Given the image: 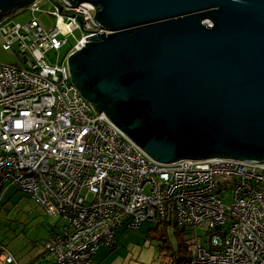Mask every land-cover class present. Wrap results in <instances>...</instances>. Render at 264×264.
Instances as JSON below:
<instances>
[{"label": "built area", "instance_id": "obj_1", "mask_svg": "<svg viewBox=\"0 0 264 264\" xmlns=\"http://www.w3.org/2000/svg\"><path fill=\"white\" fill-rule=\"evenodd\" d=\"M57 1L60 11H42L55 19L48 25L36 16L0 20L2 48L14 46L21 59L0 63V195L15 185L46 214L61 216L59 234L44 244L51 264H92L120 226L169 218L196 231L185 264H264V161L150 158L97 115L68 74L69 53L101 31L90 20L94 6ZM38 2L26 9L40 10ZM76 28L82 35L70 50L47 62ZM0 259L15 264L8 251Z\"/></svg>", "mask_w": 264, "mask_h": 264}, {"label": "water", "instance_id": "obj_2", "mask_svg": "<svg viewBox=\"0 0 264 264\" xmlns=\"http://www.w3.org/2000/svg\"><path fill=\"white\" fill-rule=\"evenodd\" d=\"M34 1L0 0V20ZM63 2L101 28L69 53L71 81L150 158L264 161V0Z\"/></svg>", "mask_w": 264, "mask_h": 264}, {"label": "rangeland", "instance_id": "obj_3", "mask_svg": "<svg viewBox=\"0 0 264 264\" xmlns=\"http://www.w3.org/2000/svg\"><path fill=\"white\" fill-rule=\"evenodd\" d=\"M38 6L40 10L31 13L30 9L18 12L9 19L10 23L24 24L32 17L36 16L40 21L48 25L50 20L55 21L54 17H48L44 10L52 8L49 0H39ZM69 42H75L81 37L82 31L78 28L72 32H67ZM3 35L0 31V63H16L21 64V59L17 55V50L13 46L10 49H3L1 44ZM60 50L57 58L55 53H51L46 59L49 63L59 61L62 56ZM224 193L222 194L224 200ZM231 192L228 191L225 198L229 197ZM0 241L5 243L7 249L13 254L26 256L29 252V246L32 241H39L42 233L50 229L59 233V226L64 223L59 214L49 216L45 213L44 208L30 194L21 191L17 186L11 185L7 187L0 197ZM224 202H227L225 199ZM184 231L183 242L196 235V231L190 227H182ZM123 226L117 228L115 239L118 240V249L120 256L114 257V261H124V264H164L159 255L158 246L161 241L157 238L162 232H165L167 244L171 250H176L178 237L174 234L173 227L158 226L155 229V223L151 221L143 222L139 228L127 230ZM201 238L204 236V231L198 230ZM41 241V240H40ZM167 250V249H166ZM109 252L107 246H101L96 251L94 258L101 260ZM117 252V251H116ZM191 255L192 253L189 252Z\"/></svg>", "mask_w": 264, "mask_h": 264}, {"label": "trees", "instance_id": "obj_4", "mask_svg": "<svg viewBox=\"0 0 264 264\" xmlns=\"http://www.w3.org/2000/svg\"><path fill=\"white\" fill-rule=\"evenodd\" d=\"M52 8H53V5H52ZM51 9H48V10H51ZM25 10H27V9L26 8L21 9L19 11L14 12L13 14L5 16V17H7V19L8 18L10 19L11 17H13L18 12L25 11ZM73 44H74V42H69V43L63 44L60 47V50H63L62 54L65 55L70 50V48L72 47ZM14 64H16V63H14ZM17 65H19V64H17ZM9 186H11V185H9ZM1 195H0V197H1ZM159 225L162 226L163 229H166V227H173L174 228V234L179 239L176 250H171L169 244H167L168 241H167L165 232H162L159 235H157V238L161 241V243L158 246L159 247L158 250H159V255L161 257V261L164 264H185L186 261L190 258V254H189V250L187 249V244L183 242V236H184L183 229H181L180 226H178L177 223L175 222V220H173L172 218L164 219V220L159 221L158 223H155V229L156 230H158V226ZM58 234H59L58 232L50 229L48 231L47 237L42 242V251L45 254L50 255V258H51V261H50L49 264L52 263V255L50 254V252L48 250H46L44 248V244L48 240L54 238ZM205 236H206V234H204L203 239L205 238ZM40 240H39V242H41ZM115 245L116 244H115V239H114V241L110 245H108L107 247L112 251V250L115 249ZM0 246H2V247H0V255L6 253V251H8L12 255V253L5 246V243L0 241ZM0 261H1V259H0ZM1 264H6V263H3V261H1Z\"/></svg>", "mask_w": 264, "mask_h": 264}, {"label": "crops", "instance_id": "obj_5", "mask_svg": "<svg viewBox=\"0 0 264 264\" xmlns=\"http://www.w3.org/2000/svg\"><path fill=\"white\" fill-rule=\"evenodd\" d=\"M129 230V229H127ZM125 230V231H127ZM42 236H40L41 242L36 241L35 242L32 241V243L29 246V252L26 254V256H20L17 255L16 253H12L9 249V251L12 253V257L14 259V263L15 264H49L51 261L50 255L45 254L42 251V242L45 240V238L48 235V230L45 233L41 234ZM118 240L115 239V249L114 250H110L109 252H107V254L99 261L97 260V258H92V264H124V261H114V257H119L120 253H119V245L117 244ZM99 249V248H98ZM97 249V250H98ZM117 251V252H116ZM1 264V261H0Z\"/></svg>", "mask_w": 264, "mask_h": 264}]
</instances>
